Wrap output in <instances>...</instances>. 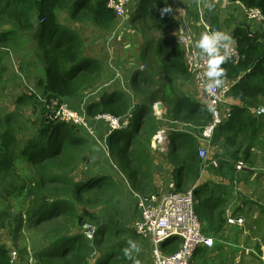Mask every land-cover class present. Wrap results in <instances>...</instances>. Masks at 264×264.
Instances as JSON below:
<instances>
[{
  "label": "trees",
  "instance_id": "obj_1",
  "mask_svg": "<svg viewBox=\"0 0 264 264\" xmlns=\"http://www.w3.org/2000/svg\"><path fill=\"white\" fill-rule=\"evenodd\" d=\"M237 1L258 8L264 15V0ZM107 2L0 0V85L6 71L4 56L9 51H19L28 40L34 58L30 65L42 71L34 77L37 93L23 92L15 100L13 112L0 114V264H10L12 249L19 259L28 262L31 256L35 264H90L94 240L102 248L105 235L114 228V235L124 233V237L130 229L101 225L95 239L89 242L82 235L81 226L84 222L96 224L90 219L83 221L82 217L120 204V176L133 194L149 195L161 190L155 176L159 175L157 169L165 167L172 171L173 190L193 188L195 210L207 233L218 232L226 222L228 198L221 194L222 185L210 180L197 184L201 161L197 154L199 142L192 133L199 132L212 117L205 104L193 96L182 50L172 34L174 11L169 0H139L130 18V26L140 38L137 55L146 66L144 71L132 75L128 83L135 99L133 109L130 96L121 89H113L100 91L85 104L84 116L95 136L83 126L51 119V98H60L80 111L83 97L104 80V64L93 40L110 34L115 25V15ZM168 8L170 12L165 11ZM89 27L92 38L86 43L79 29ZM233 36L240 59L236 63L227 59L221 65L225 72L223 83L232 84L228 92L230 114L214 133V144L223 160L212 171L222 184L232 174L236 161L251 163L252 145L264 140L256 141L255 137L264 127V118L251 112L252 108L264 106V27L260 24L252 30L239 25ZM155 102L164 107L160 116L154 112ZM29 103L32 109L40 107L38 126L20 146L19 110ZM128 112V128L107 136L106 123L94 121L99 113L123 116ZM166 126L170 128L169 144L163 150L153 149V135ZM100 132H105L109 166L101 171L78 172L81 164L90 163V146ZM18 155L30 166L31 173L17 169ZM134 200L137 215L135 196ZM236 211L238 208L231 215L235 216ZM8 239L11 245L6 243ZM178 242L173 238L162 247L174 250ZM123 245L125 240L120 241ZM255 249L257 256L264 258V247L257 244ZM111 250L103 252L94 264L131 263Z\"/></svg>",
  "mask_w": 264,
  "mask_h": 264
},
{
  "label": "built area",
  "instance_id": "obj_2",
  "mask_svg": "<svg viewBox=\"0 0 264 264\" xmlns=\"http://www.w3.org/2000/svg\"><path fill=\"white\" fill-rule=\"evenodd\" d=\"M138 2L139 0H108L107 7L110 8L115 15V25L111 33L106 35L103 40L105 50L107 52L106 67L113 73V79L108 83L102 85L108 86L113 80H117L125 92H130L127 81L123 80V70L116 65V58L113 53L115 43L122 44V49L136 50L138 45L137 33L131 28L127 19V11L129 5ZM209 1L218 3L223 1L230 3L233 0H196L198 4L197 19L200 26L203 28L205 34L211 35L213 31H220L219 28L207 19V16L202 11V2ZM230 1V2H228ZM239 3L246 18L252 22L261 24L264 27V15L256 7H249ZM135 9V7L133 8ZM177 43L179 44L184 58V63L190 76L192 90L195 89L198 97L202 98L205 103L212 119L204 126L199 132H194L193 135L199 142L197 154L201 161V170L207 168H218L223 158L220 156H212V151H217V146L214 144V133L216 127L225 123L229 117V101L227 99L228 92L231 87V82H225L221 86H216L217 78L215 74L209 75L212 71L211 59L212 55L206 50L197 48L194 42L195 31L192 28H183L180 26L178 30L172 31ZM127 35L129 37H127ZM230 41L227 42L228 60L236 63L240 59V53L237 47V42L232 34H230ZM226 42H218V50L220 54L225 52L224 45ZM138 59V56L136 57ZM135 57H129L127 64H136ZM137 69H143L144 65L140 64ZM100 91H107V88L98 86L96 89L86 94L82 102L79 104L80 111L70 107L66 102L60 98H51L49 100L48 108L50 110V117L53 120L70 123L76 126L85 127L88 132L95 136L94 129L87 122L85 113V104L87 98L96 96ZM133 95V93L131 92ZM195 94V93H194ZM196 95V94H195ZM153 104V109L156 115L160 112L157 110L156 105ZM227 106V109L225 107ZM251 112L256 116H264V106L252 108ZM131 113L123 116H114L110 113H99L94 117V121H102L106 123L107 133L106 136L113 131L126 129L130 123ZM172 123V122H171ZM174 124V123H172ZM168 126L158 130L151 139V146L153 149L163 150L169 142ZM105 136V137H106ZM245 168V163L238 160L234 163V172H239ZM234 183L236 181L234 180ZM137 215L133 219L130 227L135 234L146 239L151 246V264H192L195 252L200 247L211 248L214 245V239L204 232L199 217L195 210L197 200L193 192V188L186 191H175L173 189L158 190L149 195H139L135 193ZM226 222L229 225L240 226L243 223L241 216H233L227 214ZM82 235L89 242L93 241L96 237L97 228L90 222H84L81 226ZM178 239V246L174 250H164L162 244L167 242L166 239ZM173 240V239H172ZM171 241V240H170ZM10 264H15L19 260L17 253L12 249L10 253ZM262 259H264L262 257ZM97 260V252L93 251L91 254V263ZM28 264H35L33 258H29Z\"/></svg>",
  "mask_w": 264,
  "mask_h": 264
},
{
  "label": "rangeland",
  "instance_id": "obj_3",
  "mask_svg": "<svg viewBox=\"0 0 264 264\" xmlns=\"http://www.w3.org/2000/svg\"><path fill=\"white\" fill-rule=\"evenodd\" d=\"M135 13V9H134ZM80 33L84 36L86 43L89 42L88 40L91 39V29L89 28H83V30H80ZM105 33V32H104ZM103 33V34H104ZM103 37V36H102ZM137 37L139 38V35L137 33ZM140 39V38H139ZM90 43V42H89ZM141 44L138 42V45L136 47V52H139ZM97 55L100 56L101 62L106 64L107 62V52L105 50V45L99 46L94 45ZM30 48V42L29 40L26 41V44L19 50V51H9L6 56H4L3 63L6 67V71L3 75V80L0 85V114H5L9 112H13L15 110V100L22 94L23 92H31V93H37L36 86H35V75L42 74V71L39 69L38 66H32L30 65V62L34 61V58L32 57V54L29 51ZM120 53H122L120 51ZM128 60L123 63H128ZM141 64V63H140ZM144 65V64H143ZM103 66V68H104ZM146 69V66L144 65V68L140 70L141 72ZM104 75H105V69ZM113 79V76L105 82L108 83L110 80ZM115 81L116 87L113 89H122L121 84L117 80ZM127 82V86H128ZM104 84V83H103ZM102 81L98 84L101 86V89L104 88L102 85ZM110 85V84H109ZM112 89V90H113ZM124 91V90H123ZM193 96L195 99H198V97L194 94L192 90ZM99 94L96 93V96ZM199 95V94H197ZM91 98H87V101H91ZM228 99V97H227ZM202 103H204L201 99ZM205 104V103H204ZM32 104L29 103L27 105H22L21 110H19L20 118L19 121L21 123V126L18 128L17 136H18V143L20 146H22V143L27 139L29 135L32 134V132L37 128L38 121H39V106H37V109L31 108ZM77 106V104H75ZM134 106V101L132 102V107ZM206 107V105H205ZM226 109L227 106L225 105ZM164 108V107H163ZM164 112V109L158 116L161 115V113ZM175 127V126H174ZM105 132H100L98 135H96L95 142L91 143V150L92 153L89 157V164H81L77 171L80 172L81 170H102L101 168L108 167V158H107V149H106V142L104 139ZM166 148V147H165ZM163 148V149H165ZM212 156H219L217 151L211 150ZM260 156V163L264 165V153H259ZM17 162V169L24 174H29L32 172V169L30 166L23 160V157L18 155L16 157ZM107 164V165H106ZM114 167V166H113ZM173 167V165H172ZM255 169L252 171H240V172H233L230 174L229 177H226L223 181V184H225V188L222 189L224 193H221L223 196H227V214H233L232 212L238 208V211L242 209L244 206H248L249 210H252V212H260L261 215L264 216V169L262 166H258V163L254 164ZM115 168V167H114ZM159 175H156V180L158 179L161 183L159 186L160 188H164V190L172 189V184L174 177L172 175V171L168 167H165V170L162 168L159 169ZM118 173V171L116 170ZM120 176V175H119ZM118 176V177H119ZM121 178H118V180H123L122 176ZM212 181H216L217 177L211 176ZM234 180L236 183H234ZM230 190V191H229ZM227 192H230L229 194H226ZM250 198V199H249ZM125 201V200H123ZM130 206L132 207L133 204L128 202ZM260 203V204H259ZM116 205H110L107 207H103L100 209H97L94 214L92 215H85V218L82 217L83 221L85 219H90L95 222L96 228H99L101 225H111V227L116 226L117 224L111 223L108 218L112 219L114 217V210L112 209ZM240 208V209H239ZM236 211V212H238ZM131 212V210H130ZM247 212L243 211L241 213V217L243 219V223L241 226V229H238L237 227H228L226 230L222 232V234L214 233L212 234L214 236V240L216 243L220 240H224V244L222 242L218 243V246L225 249V255L229 256V259L236 260L237 262H241L242 264H261L264 262V259L259 258L256 251V245H260L264 247V217L261 220L255 221L252 219V217H246L244 214ZM127 215L125 214V218ZM133 221V220H132ZM128 223V222H126ZM201 223V222H200ZM100 224V225H99ZM131 224V223H130ZM99 225V226H98ZM119 225V224H118ZM202 227L203 224L201 223ZM120 226V225H119ZM120 228L123 230L130 229V232L127 236L124 237V233L118 235H114V228L111 232V234L105 235V245L102 248H99L97 246V241L94 240V251L97 252V258L100 257V255L105 252L107 253L110 249L111 251L115 252L119 258H126L131 263L136 264V260L138 259V264H151V246L150 243L143 238L141 239L140 236L136 234L137 237L133 238V235L135 232L130 227L125 226L124 224H121ZM134 232V233H133ZM207 233V231H206ZM1 234V232H0ZM113 234V235H112ZM208 235V233H207ZM100 235L97 237L99 238ZM125 240V245L120 246V241ZM129 241H133L136 243L137 247L139 248V251L137 252L136 248H133ZM7 244L11 245L12 241L9 239L6 241ZM21 244V243H18ZM119 244V245H118ZM108 247V248H107ZM125 249L129 250V254L126 255ZM217 250V249H215ZM215 250H210V252H213ZM113 255L114 261L118 260L117 255ZM31 256H29L30 258ZM215 255H212L209 257L212 262H216V258H214ZM28 258V260H29ZM196 258V257H195ZM194 258V259H195ZM219 260V258H217ZM34 260V259H33ZM221 262H227L225 259L220 258ZM231 262V261H230ZM207 260L203 262L202 264H206ZM120 264H123V262H120ZM227 264V263H226Z\"/></svg>",
  "mask_w": 264,
  "mask_h": 264
},
{
  "label": "crops",
  "instance_id": "obj_4",
  "mask_svg": "<svg viewBox=\"0 0 264 264\" xmlns=\"http://www.w3.org/2000/svg\"><path fill=\"white\" fill-rule=\"evenodd\" d=\"M169 1L172 5L173 11H174V16H173L174 33L176 30L179 29L180 26H183L184 29L187 27L192 28L195 31L194 42H195V45L197 46L199 40L201 39V35L205 34V32H204L203 28L200 26L198 19H197L199 9H198V4H197L196 0H169ZM228 2H230V1H228ZM136 5H137L136 1L129 5V9L127 11V19L129 21V24H130V18L134 14L133 8ZM201 9L205 13V15L207 16V19L210 22V24L217 26L221 32L227 33L229 35L232 34V32L239 25L240 26L246 25V26L250 27L252 30H254V28L259 27V24L252 23L246 18L244 12L242 11L240 4L235 2L234 0L230 3H226L223 1H219L218 3L203 1ZM104 37H105V35H103V37L97 36L96 40H93V41L96 42V44H98L99 46H101V45L103 46L104 45L103 44ZM127 37H129V36L127 35ZM93 38H94V36H93ZM137 41L140 43V39L138 37H137ZM122 45H123V43L122 44L115 43L113 53H114V56L116 58V65H118L121 68V70H123L122 71L123 72V80L124 81L126 80L127 82H129L131 76L134 75L136 72H141L140 70H142V69L136 68L138 65H140L139 56L137 55L136 50H132V48L122 49ZM198 49L203 50L201 48H198ZM120 51L122 53H120ZM137 56H138V59L136 58ZM129 57H133V58L135 57L137 59L135 66L129 65L127 63H123L124 61L126 62V60H128ZM104 68H105V75H104V80H103L102 84L103 83L105 84V82L108 81L112 77V74H113L110 71V69L108 67H106V65L104 66ZM116 86L117 85H115V81H112L110 83V85H108L104 88H107V91L110 92ZM193 92L197 96V92L195 91V89H193ZM126 93L130 96L132 102L133 101L135 102L134 95L131 94V91L126 92ZM198 99L202 100V98H200V97H198ZM131 109H133V107ZM263 118H264V116H263ZM256 134H257L255 136L256 141L264 139V127H262L259 131H257ZM256 144L257 143L255 142L251 147V156H250L251 163L245 164V168L243 169L244 171L254 170L255 169V167H254L255 163H258V166H262V168L264 169V165H262L260 163L261 161H260V156H259V153H261V152L264 153V140H262V142L259 143V145H256ZM260 144H263V145H260ZM212 169L213 168H207V169L201 170L200 179H199V182L197 184L203 183L204 181H207V180L212 181L211 176L212 175L215 176L213 174ZM157 171L159 172V169H157ZM233 172H234V170L232 171V173ZM229 176L230 175H228L227 177H229ZM215 177H217V176H215ZM122 179H123L122 180L123 193L121 195H119V197L117 199L118 201L121 199V201H120V204L118 206L113 207L116 217H113L112 219H110V218H108V219L111 223H114L117 225L118 224L119 225L124 224L125 226L129 227L130 223H132V220L136 216V214H135L136 210L134 207L135 206V200H134L135 194H133V192L129 188V185H128L127 181L125 180V178L122 177ZM155 182H156V185L158 187L161 185L160 181L158 179L156 180V176H155ZM213 182L219 183L223 186V188H225V186H224L225 184H222L221 182H219L218 177H217V180L213 181ZM160 189L163 190L164 188H160ZM222 193H224V191H222ZM123 200H125V201H123ZM118 201H117V203H118ZM126 201L133 204V206L131 207L130 204ZM125 208H127V211H128L127 214L125 212L126 211ZM130 210H131V212H130ZM134 210H135V212H134ZM245 210H247V212L244 215L248 218L252 217V219L254 221H255V219L259 221V220L263 219V217H264L263 215L260 214V212H252V210H249L248 206L242 207V209H240L234 215L239 217V216H241L240 214L243 213V211L245 212ZM125 214L127 215L126 218H125ZM126 222H128V223H126ZM228 227H237V226L236 225H229L227 222H225L223 224V226L221 227V229L218 232L214 231V233L222 234V232L224 230H226ZM237 228L241 229V226H239ZM204 230H205V228H204ZM204 232H206V230ZM211 233L213 234V232L209 231L208 235L212 236L213 239H215ZM219 242H222L224 244V240H220V241H218V243ZM218 243H216V241L214 240L213 247H211V248H205V247L198 248L196 250L195 256H194V258L195 257L196 258L193 259L192 264H202L203 262H205V260H207L206 264H211V259H209V257L212 255H215L214 258H216V257L219 258V260L216 258V262L213 261L212 262L213 264H226V263L227 264H231V263L237 264L238 262L236 260H233L232 258L229 259V256H227V257L224 256L225 255L224 254L225 249L224 248L221 249V247L218 246ZM215 249H217V250H215ZM210 250H215V251L210 252ZM220 258L225 259V261H227V262L222 263ZM28 262H26L25 260L19 259V260H17V262L15 264H28ZM137 262H138V259L136 260V264H137ZM263 263L264 262H262L261 264H263ZM130 264H133V263H130Z\"/></svg>",
  "mask_w": 264,
  "mask_h": 264
},
{
  "label": "clouds",
  "instance_id": "obj_5",
  "mask_svg": "<svg viewBox=\"0 0 264 264\" xmlns=\"http://www.w3.org/2000/svg\"><path fill=\"white\" fill-rule=\"evenodd\" d=\"M165 11H171V8L165 9ZM231 39L230 35L221 31H213L211 35L208 34H202L201 39L199 40L197 47L204 49L208 51L212 55V59L210 61L212 66V71L209 72V75L215 74L217 77L216 86L219 87L223 84L222 77L225 75L224 69L221 67V65L228 59L227 54V42H229ZM224 41L226 42L223 47H225V52L223 54L219 53L218 50V42ZM131 246L133 248L137 249V252L139 251V248L137 247L136 243L133 241H129ZM126 255L129 254V250L125 249ZM138 264V262H137Z\"/></svg>",
  "mask_w": 264,
  "mask_h": 264
},
{
  "label": "water",
  "instance_id": "obj_6",
  "mask_svg": "<svg viewBox=\"0 0 264 264\" xmlns=\"http://www.w3.org/2000/svg\"><path fill=\"white\" fill-rule=\"evenodd\" d=\"M156 108L157 110H159V112H162V110L164 109L162 103L160 102L157 103Z\"/></svg>",
  "mask_w": 264,
  "mask_h": 264
},
{
  "label": "bare ground",
  "instance_id": "obj_7",
  "mask_svg": "<svg viewBox=\"0 0 264 264\" xmlns=\"http://www.w3.org/2000/svg\"><path fill=\"white\" fill-rule=\"evenodd\" d=\"M173 238H174V237H172V238H170V239H166V241H167V240H171V239H173Z\"/></svg>",
  "mask_w": 264,
  "mask_h": 264
}]
</instances>
